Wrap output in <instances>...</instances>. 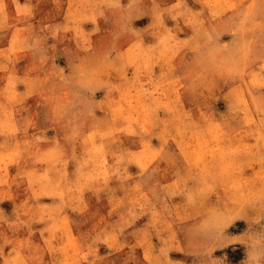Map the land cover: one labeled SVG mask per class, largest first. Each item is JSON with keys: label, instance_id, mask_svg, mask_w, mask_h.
<instances>
[{"label": "rangeland", "instance_id": "obj_1", "mask_svg": "<svg viewBox=\"0 0 264 264\" xmlns=\"http://www.w3.org/2000/svg\"><path fill=\"white\" fill-rule=\"evenodd\" d=\"M0 264H264V0H0Z\"/></svg>", "mask_w": 264, "mask_h": 264}]
</instances>
